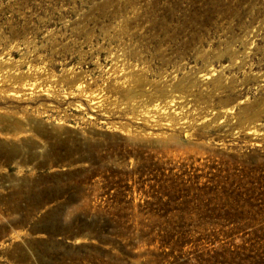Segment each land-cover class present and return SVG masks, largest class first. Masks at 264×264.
Here are the masks:
<instances>
[{
  "label": "rangeland",
  "instance_id": "374dc122",
  "mask_svg": "<svg viewBox=\"0 0 264 264\" xmlns=\"http://www.w3.org/2000/svg\"><path fill=\"white\" fill-rule=\"evenodd\" d=\"M0 264H264V0H0Z\"/></svg>",
  "mask_w": 264,
  "mask_h": 264
},
{
  "label": "trees",
  "instance_id": "16d2710c",
  "mask_svg": "<svg viewBox=\"0 0 264 264\" xmlns=\"http://www.w3.org/2000/svg\"><path fill=\"white\" fill-rule=\"evenodd\" d=\"M186 185V184H185ZM194 187V184H192L191 186H189V187H186L185 189H187V190H190L191 188H193ZM197 188H199V187H197ZM207 188H202V190H206Z\"/></svg>",
  "mask_w": 264,
  "mask_h": 264
},
{
  "label": "bare ground",
  "instance_id": "6f19581e",
  "mask_svg": "<svg viewBox=\"0 0 264 264\" xmlns=\"http://www.w3.org/2000/svg\"><path fill=\"white\" fill-rule=\"evenodd\" d=\"M135 16V15H134ZM117 21V20H116ZM184 30V29H183ZM125 41V40H124ZM141 59V58H140ZM119 64V63H118ZM5 71V70H4ZM20 76V75H19ZM29 78V77H28ZM15 80V79H14ZM153 80V79H152ZM9 83V82H8ZM176 84V83H175ZM30 85V84H29ZM141 85V84H140ZM34 88V87H33ZM32 89V88H31ZM41 90V89H40ZM197 99V98H196ZM180 101V100H179ZM169 103V102H168ZM180 105V104H179ZM153 106V105H152ZM44 108V107H43ZM56 110V109H55ZM167 110V109H166ZM220 110V109H219ZM217 112V111H216ZM155 114V113H154ZM155 116V115H154ZM207 119V118H206ZM145 121V120H144ZM214 125V124H213ZM148 133V132H147Z\"/></svg>",
  "mask_w": 264,
  "mask_h": 264
}]
</instances>
